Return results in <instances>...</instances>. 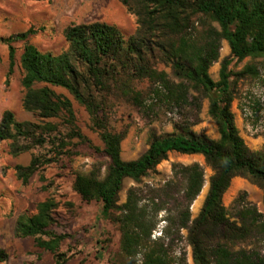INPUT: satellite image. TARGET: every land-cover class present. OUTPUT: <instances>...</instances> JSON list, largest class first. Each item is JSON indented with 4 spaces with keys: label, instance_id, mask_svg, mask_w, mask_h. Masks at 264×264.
Listing matches in <instances>:
<instances>
[{
    "label": "trees",
    "instance_id": "obj_1",
    "mask_svg": "<svg viewBox=\"0 0 264 264\" xmlns=\"http://www.w3.org/2000/svg\"><path fill=\"white\" fill-rule=\"evenodd\" d=\"M43 1V0H30ZM137 18L136 33L124 40L114 26L90 23L69 26L64 30L68 44L59 54L41 52L26 44L19 58L22 71V108L37 116L40 123L19 122L12 112L5 110L0 118V142L8 141V154L17 157L34 147L51 145V156H34L27 166H15L16 178L26 184L42 166L67 155L66 139L84 140L75 125L70 100L51 88L66 91L83 106L90 116L92 127L98 132L107 159L104 177L93 172L76 174L72 188L82 201L101 204L100 217L117 226L120 233L119 252L125 264H133L138 254L141 264H172L164 247L171 232L186 230L194 264H264L261 250L238 245L256 239L264 245V219L242 195V205L230 219L222 205V197L235 177L244 178L264 190V150L251 151L238 134L230 111L231 60L264 58V0H119ZM207 21L209 23H207ZM206 25L197 31L196 23ZM215 23L217 28L211 26ZM33 30L0 39L8 49L10 65L14 63L13 43L25 41ZM228 44L230 58L222 60L219 80L213 82L208 70L219 58L221 42ZM157 49L163 61L171 66L176 80H169L162 71L145 64V53ZM118 70L129 71L136 78H148L156 87L153 99L164 97L173 107L198 105L191 91L208 99V114L217 127L219 138L211 140L204 134L191 132L188 125H180L179 133L152 135L147 150L133 161L121 159L122 136L110 132L102 117V100L98 98L118 82ZM252 77L258 75L254 67H247ZM127 82L117 87L121 95L139 108H146L142 95L127 89ZM58 119L68 131L62 136ZM169 153L202 156L212 175L198 215L191 219L189 207L199 196L205 180L198 163L187 166L174 164L172 179L165 189L175 190L182 184L173 217H167L161 236L152 241L156 215L165 210L152 202L151 210L142 205L136 188H130L126 199L117 204L123 181L139 183L142 178L166 159ZM264 205V201H263ZM55 203L46 199L39 203L32 216L18 215L13 237L31 238L36 248L52 255V264H66L68 257L60 252L64 235L50 230L55 221ZM264 247V246H263ZM7 256L0 250V263Z\"/></svg>",
    "mask_w": 264,
    "mask_h": 264
},
{
    "label": "rangeland",
    "instance_id": "obj_2",
    "mask_svg": "<svg viewBox=\"0 0 264 264\" xmlns=\"http://www.w3.org/2000/svg\"><path fill=\"white\" fill-rule=\"evenodd\" d=\"M96 22L116 27L125 41L137 30L136 16L119 0H0V39L29 29L34 32L25 41L13 43V65L9 62L7 46L0 42V118L8 110L19 122L40 123L36 115L25 112L22 108V71L19 58L23 47L30 44L41 52L59 54L68 48L64 39V30L67 27ZM211 26L218 29L215 23H211ZM195 28L200 31L206 25L198 22ZM225 58H230V51L228 44L222 41L218 61L208 70L213 82L219 80L220 64ZM163 60V55L157 49H153L152 54L145 53V64L149 68L164 72L169 80L176 82L171 66ZM247 67L256 68L258 75L252 77L246 72ZM228 69L231 72L230 111L238 134L251 151H263L264 58H245L241 62L231 60ZM117 79L116 83L110 81L111 90L104 92L98 100H102L100 116L107 129L122 136L120 150L123 161H133L140 157L147 150L152 135L179 133L180 125H188L191 132L218 140L216 124L208 114V99L202 94L191 91V97H196L198 105L177 108L169 105L164 97L153 99L152 93L156 85L148 78L134 79L129 71L118 70ZM124 82L128 83L127 89L142 95L146 108H139L121 95L117 87ZM51 89L70 100L76 128L84 140L65 138L68 154L39 168L26 184L16 178L14 167L27 166L34 156L48 159L51 156V145L34 147L12 157L8 154L9 142H0V250L7 256L0 264L53 263L50 253L36 248L31 238H14L11 229L18 215H34L37 205L46 199H52L55 203L52 212L55 224L50 230L65 237L59 250L68 257L66 264H125L119 252L120 233L117 226L100 217L99 202L82 201L72 188L76 174L93 172L99 179L104 177L107 159L101 154L103 145L99 134L93 129L90 116L83 106L75 102L66 91L55 87ZM49 121L58 125L62 136L66 135L68 131L60 120ZM192 163H198L202 167L205 180L199 196L189 207L191 219H194L202 207L208 180L212 175L202 156L169 153L139 183H133L129 179L123 181L118 205L124 203L127 191L134 187L142 200L141 204L148 209L151 210L152 202L165 207L155 217V227L150 236L152 241L161 236L167 217L175 214L178 201L173 199L179 200L182 190V184L175 190L165 189L166 183L172 179V165L187 166ZM242 195L264 219V190L241 177L231 180L222 197L227 216L233 219L235 211L242 205ZM171 226L164 247L172 264H194L187 231H176L175 220L171 221ZM238 246L245 249L255 247L264 255V245L256 239ZM133 264H141L140 254Z\"/></svg>",
    "mask_w": 264,
    "mask_h": 264
},
{
    "label": "crops",
    "instance_id": "obj_3",
    "mask_svg": "<svg viewBox=\"0 0 264 264\" xmlns=\"http://www.w3.org/2000/svg\"><path fill=\"white\" fill-rule=\"evenodd\" d=\"M14 223H15V220L13 221V224L11 225L12 232H13Z\"/></svg>",
    "mask_w": 264,
    "mask_h": 264
}]
</instances>
